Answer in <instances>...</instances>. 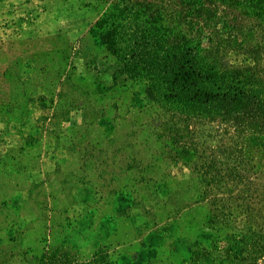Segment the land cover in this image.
<instances>
[{
	"label": "rangeland",
	"instance_id": "1",
	"mask_svg": "<svg viewBox=\"0 0 264 264\" xmlns=\"http://www.w3.org/2000/svg\"><path fill=\"white\" fill-rule=\"evenodd\" d=\"M106 6L0 0V264H34L44 251L81 260L101 245L116 264H216L202 250L229 237L211 229L193 164L229 133L164 112L145 80L113 81L88 32ZM219 24L201 29L203 52L250 64V23ZM257 58L264 65V50ZM250 142L264 161V136Z\"/></svg>",
	"mask_w": 264,
	"mask_h": 264
},
{
	"label": "trees",
	"instance_id": "2",
	"mask_svg": "<svg viewBox=\"0 0 264 264\" xmlns=\"http://www.w3.org/2000/svg\"><path fill=\"white\" fill-rule=\"evenodd\" d=\"M101 1L107 6L88 32L111 57L113 81L116 75L145 80L164 112L186 122L205 120L229 133L227 144L201 152L193 164L201 200L211 208V229L229 237V246L215 240L202 251L216 264H264V161L250 142L264 136V65L257 63L264 50V0H176L172 5L178 9L162 0ZM217 22L224 30L250 23L255 40L242 46L250 64H228L217 47L203 52L200 31ZM34 264L116 263L101 245L81 260L44 251Z\"/></svg>",
	"mask_w": 264,
	"mask_h": 264
}]
</instances>
